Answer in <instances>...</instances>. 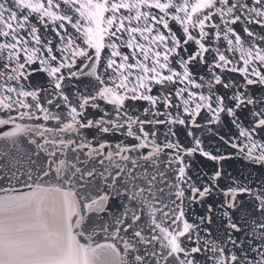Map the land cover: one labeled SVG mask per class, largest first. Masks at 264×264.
Listing matches in <instances>:
<instances>
[{
    "label": "snow or ice",
    "instance_id": "1",
    "mask_svg": "<svg viewBox=\"0 0 264 264\" xmlns=\"http://www.w3.org/2000/svg\"><path fill=\"white\" fill-rule=\"evenodd\" d=\"M0 264H264V0H0Z\"/></svg>",
    "mask_w": 264,
    "mask_h": 264
}]
</instances>
